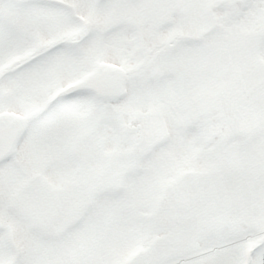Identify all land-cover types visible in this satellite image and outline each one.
I'll return each mask as SVG.
<instances>
[{"label":"rangeland","instance_id":"rangeland-1","mask_svg":"<svg viewBox=\"0 0 264 264\" xmlns=\"http://www.w3.org/2000/svg\"><path fill=\"white\" fill-rule=\"evenodd\" d=\"M100 1L101 3L97 0H50L48 3L53 8L61 5L59 2L68 5L70 8L66 11L67 14H53L48 8L40 6L37 7L39 11L34 8L17 11L15 19L24 33L35 36L44 45L52 40V34L62 39L73 37L79 30L93 33L94 37L86 38L80 43L83 49L93 48V55L87 60L88 67H92V60L98 58V32L101 29H119V22L129 20L134 24L140 23L138 28L144 39L162 41L169 39L172 34L174 25L169 24L170 21L179 23L181 32L187 34L199 29L207 31L204 28L210 23H204L203 9L206 3L216 0ZM222 7L223 11L220 13L225 12L226 5ZM9 10L5 3L0 2V13L5 14L2 17H11ZM73 15L81 22L70 20ZM144 18L148 23H143ZM213 28L216 30L205 38L203 44L206 45L210 40L212 48L205 56L193 54L186 62L164 59L157 63V66L160 65L166 71H177V81L170 80L152 91L138 89L136 87L139 84L134 82L127 84L126 91L119 93L118 104L127 111V114L123 113V118L132 119L135 124L144 128V131L138 133L144 138L143 149L148 152L139 159L143 162L148 159L147 162H150L151 180L138 179L134 190H124L116 197L112 194L111 197L101 199L99 204L92 203V209L96 211L99 205L102 209L100 212L103 211L105 217L114 221L121 215V208L149 203V186L156 178L167 181L175 173L174 154H180L181 144L187 141L180 140L181 136L176 134V125L187 122L190 124L199 112H213L223 122L232 116L231 126L235 123L239 126L237 129L233 127L229 134L243 133L251 138L249 144L243 148L235 146L232 152H227V148H210L205 155L197 152L193 158L197 171L191 172L183 162L184 172L180 180L170 185L166 183L168 191L154 211L155 226L162 228L159 233H165L167 239L173 238L172 242L176 243L177 249L182 246L185 248L184 253H189V257L181 256L178 264H194L193 260L196 262L199 258L203 260L195 264H237L236 258L231 254L238 244L232 237V232H243L257 245L260 237L254 236L248 230L249 226L252 224L264 230V215L261 213H264V66L262 71L251 65L255 56L247 39L226 31L222 33L220 27ZM5 35L0 27V63L9 58ZM30 50L33 52L35 47L32 46ZM24 56L25 53L22 52V57ZM64 66L61 49H57L47 59L28 68L24 80L10 81L5 77L0 82V95L7 93L8 101L7 108L2 112L26 116L25 105L38 108L44 99V95L39 92L44 78L52 77L57 79L55 81L60 86H65L82 75L77 70V64L70 62L68 70L63 69ZM227 70L233 72L231 81L227 87L221 82L219 91L215 93L213 87L217 82L216 74L223 75ZM248 96L252 98L251 102ZM18 99L23 109L22 106L19 108ZM52 111L45 119L29 128L15 155L30 172L40 171L45 163L61 156H68L74 161L73 172L77 169L81 171V176L76 180L65 179L57 171L52 173L49 183L53 190L50 197L58 201L57 205L62 208L63 215L67 214V221L72 218L69 223L62 218L63 223H68L63 228L65 231H62L69 234L71 232L68 229L72 225L77 228V220L89 202L93 201L90 195L97 194L95 183H109L112 184L110 187H114L116 180L112 177L116 176V171H120L125 163L109 160L107 156L114 152L111 143L102 148L95 145L92 132L99 138L104 135L103 129L94 120L96 117H88L82 121L62 109L53 107ZM223 129H226L225 125ZM193 130L188 129L190 134L186 139L195 135ZM168 134L172 137V142L164 144ZM161 143L169 151L163 150ZM148 153H151V157ZM209 153L213 156L210 157ZM11 163L9 161L7 165H0V227L3 228L0 229V244L4 242V228H10L19 250L18 264H106L114 257L115 247L121 251L131 248L130 244L124 242L123 229L113 236V245L115 239H120L113 246L105 236L107 233H101L98 219L97 223L94 221V232L87 230L79 237L80 241L67 238L64 256L62 252L49 258L52 241L45 240L44 236L59 231L54 221L60 219L61 214L52 211L50 200L43 192L32 194L21 190L26 177L20 172L15 174ZM104 166L109 167L105 175L102 173ZM83 184L86 187H82ZM95 214L98 216V213ZM79 229L80 226L77 231ZM85 241L91 246L89 251L85 245L81 246ZM144 258H138L132 264H155L158 260L155 255ZM253 263L264 264V247L253 256Z\"/></svg>","mask_w":264,"mask_h":264},{"label":"trees","instance_id":"trees-1","mask_svg":"<svg viewBox=\"0 0 264 264\" xmlns=\"http://www.w3.org/2000/svg\"><path fill=\"white\" fill-rule=\"evenodd\" d=\"M225 5V12L220 13L223 11L222 6ZM205 12L206 21L210 23V25L204 29L207 31L200 30L187 34L177 31L175 27L173 28L171 37L165 41L142 38L140 32L131 27L129 22L126 21L121 23L122 27L116 34H112L114 36H109L111 32L103 29L101 30L99 36L100 40L98 41V62L108 63L114 60L115 63H118L128 70L131 83H139L138 89H155L161 84L168 83L171 79L179 76L177 71H166L161 68L160 65L157 66L160 60L178 59V62H186L190 60L193 54L204 56L207 52H210L208 44L203 45L205 38H208L209 35L214 33L216 29L213 27H220L222 29L220 30L221 32L226 31L228 33L237 34L248 40L251 51L256 57L253 64L254 68L259 67L261 63L264 65V0H219L211 5H207ZM143 22L146 23V21ZM16 42H19L18 38H16ZM9 44L11 47H9V50L12 59L4 65L5 68L0 72V77L11 70H13L11 75H18L20 77L18 73H15L18 72L15 68L17 66L20 72H22L23 59L20 57L18 50L13 46L12 40H10ZM29 45H25V51H29ZM72 45L78 46V42ZM79 53H75L74 62L80 65V69L83 72H86L83 61L89 56L90 52L85 51L82 55ZM166 64L167 62H165V65ZM215 77L217 82H215L213 90L216 93L220 89L221 82L225 87L228 86V83L233 77V72L227 70L224 71L223 75L216 74ZM48 88L55 89L56 87L49 81L43 83L42 91L46 98L50 96ZM262 95H264V91ZM76 98L77 100L74 103L63 100L61 108L82 121L88 117L96 116L98 120H96V124L103 129L104 135L99 138L92 132L95 145L98 148H102L103 145L111 143L114 152L112 154L110 153V156H107L106 153L105 155L109 157L111 162L125 163V166L122 167L120 171H116V176H111L112 179L116 180L115 186L110 187L112 184L109 185V183L102 185L101 183L99 184L98 181L95 183V186L98 188V194L90 198H93V200L96 199L99 202L107 196L111 197L112 194L116 197L124 190H134L136 188L135 182H137L138 179L146 178L150 181V162H147L148 159L145 162L139 159L143 154L148 152V150L143 149V147H145V143L143 142L144 138L140 137L138 133L139 131H144V128L140 127L137 133L131 135L123 131L121 123L123 113L125 112L121 107L112 103L115 99L113 96L105 99H95L84 94H79ZM251 99L252 98L249 100L250 102ZM19 104H21V102ZM1 106L3 108L7 106L5 99ZM45 108L49 107L44 105V109ZM30 113H32L31 110H29L28 116L32 117L31 121L33 122L35 118L30 115ZM232 120L233 118L230 116L223 122L220 120V117L216 116L213 112H199L195 120L190 124L187 122L183 123L184 125L182 126V124L178 123V125H176V132L179 133L180 136L184 138L186 132L190 128L195 130H193L195 135L187 139L186 143L184 142V144H181L182 146L180 147L182 149L180 154H174L175 173L170 175L167 181L156 178L153 184L149 186L150 203L141 204L132 208H121V215L119 218L117 217L118 219L115 221L110 218L105 219V214L103 211L100 212L102 209L99 207L98 218L100 219L99 229L101 233H107L105 236H107L108 241L113 245V236L118 231L122 232L123 229L122 234L124 242L131 246L130 249L125 251H121L119 248L116 249L115 247L113 249L114 257L106 264H132L138 258L145 259L144 257L147 255H155L158 257L155 264H178L181 256L189 257L188 252L184 253L185 248L183 249L181 246L180 249H177L176 243L172 242L173 238L167 239L164 235L158 234L161 232L160 230L162 228H158V225L155 226V207L157 203H160L165 193L168 191V189H166V183L170 185L180 180L184 172L183 162L187 164L191 172L197 171V166H195L193 161L197 152H200V155H205L210 148H227V152H232L235 146H241L240 148H243L249 144L248 142L251 140L249 136L243 133H238L236 135H232V133L229 134L233 127L237 129L239 126L237 123L231 126L230 122ZM223 125L226 126V132L223 129ZM187 134L190 133L188 132ZM216 137L218 139H215ZM129 139H131L130 142ZM161 147L162 149L164 148L163 150L169 151L165 145ZM148 156L151 157V154L148 153ZM149 157L146 156V158ZM74 166V161L68 156H62L45 163L42 169L35 173L23 169L21 164L17 162L13 164L15 174L21 170L26 174V179L21 186V190L24 193L32 194H34V192H43L48 196L51 202L53 198L50 197L49 179L52 173L61 170V173L66 178L74 177L79 173L78 169L73 172ZM107 168L109 167L104 166L102 168L103 175L106 174ZM112 179L110 178L109 181ZM113 191H115V193ZM92 203H95V201H90L89 209L83 213L85 220H91L93 218L94 209H92ZM55 204H57L56 201ZM248 230L251 231L254 236L260 237V241H258L257 245L253 244V241L248 239L243 232H232L231 234L238 243L231 253L236 258L237 264L241 261L244 251L248 252V256L242 264H254L253 256L257 255V252L259 253L264 247V230L262 231L252 224L249 226ZM119 241L120 239H118V241L115 239L114 245H117ZM0 256H3V258L0 259V264H10L6 258L2 244H0ZM202 260L203 259L199 258L196 262L193 260V263L195 264Z\"/></svg>","mask_w":264,"mask_h":264},{"label":"water","instance_id":"water-1","mask_svg":"<svg viewBox=\"0 0 264 264\" xmlns=\"http://www.w3.org/2000/svg\"><path fill=\"white\" fill-rule=\"evenodd\" d=\"M127 73L116 66L103 65L94 73L80 80L78 83L58 91L52 96L49 103L59 98L67 97L77 91H86L96 95L105 96L118 91L125 83ZM27 126V119L4 113L0 115V162L8 158L16 149L17 143ZM128 132L137 130V127L125 125ZM8 242L12 252L14 244L8 234Z\"/></svg>","mask_w":264,"mask_h":264},{"label":"flooded vegetation","instance_id":"flooded-vegetation-1","mask_svg":"<svg viewBox=\"0 0 264 264\" xmlns=\"http://www.w3.org/2000/svg\"><path fill=\"white\" fill-rule=\"evenodd\" d=\"M64 224H65V223H64ZM50 249H52V250H49V253H50L51 256H52V255L58 253L59 251H63V250H64V247H63V246L58 247V246H56V245H52V244H50ZM45 256H46V255H45ZM51 256H50L49 258H51Z\"/></svg>","mask_w":264,"mask_h":264}]
</instances>
